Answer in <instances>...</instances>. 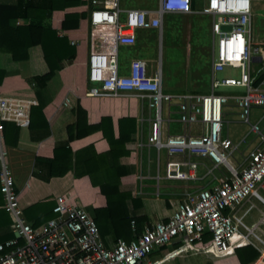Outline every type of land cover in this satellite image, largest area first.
I'll list each match as a JSON object with an SVG mask.
<instances>
[{"label": "built area", "instance_id": "1", "mask_svg": "<svg viewBox=\"0 0 264 264\" xmlns=\"http://www.w3.org/2000/svg\"><path fill=\"white\" fill-rule=\"evenodd\" d=\"M85 19L91 28L111 31V50H92L87 55V88L90 97L102 94L115 96L132 93L145 102L152 113L146 144L176 160L199 158L211 167L205 174L216 184L212 187L183 191L165 221L144 224L142 231L128 242L118 239L105 246L97 227L83 208L56 198L53 217L37 226L25 221L16 206V190L5 153L0 150V195L2 209L9 217L12 238L0 243V264H150L144 261L154 250L171 240H180L191 250L221 256L236 248L233 236L255 237L264 226V212L250 227L241 220L253 209L251 199L264 208V50L250 40L252 9L264 0H203L198 14L211 18V63L209 92L205 94L164 93L160 65L150 68L143 59H132L125 74L120 73L117 50L131 47L138 30H153L161 37L162 21L167 15H191L190 0H157L153 10L122 9L120 0H84ZM256 47V48H254ZM261 56V57H260ZM261 65L255 83L250 65ZM225 67L238 70V78L216 79L214 74ZM222 88H241L243 95H226ZM232 102L237 110L238 124L245 134L232 141L223 134L225 108ZM175 104L176 122L181 132L159 135L162 106ZM34 101L0 96V142L5 123L27 128L29 109ZM260 108L261 116L254 122L251 110ZM252 136L251 144L247 141ZM254 146L246 153L250 145ZM245 152V153H244ZM236 155V157H234ZM171 165L184 167V172L167 173L168 178L196 180L197 164L189 161ZM220 173L217 179L211 173ZM241 227L246 234L238 233ZM132 232L134 229L131 224ZM264 233V232H263ZM247 245L255 247L250 241ZM246 246V245H245ZM210 252V253H209Z\"/></svg>", "mask_w": 264, "mask_h": 264}, {"label": "crops", "instance_id": "2", "mask_svg": "<svg viewBox=\"0 0 264 264\" xmlns=\"http://www.w3.org/2000/svg\"><path fill=\"white\" fill-rule=\"evenodd\" d=\"M146 3L147 0H122L123 6H126L124 9L137 8ZM203 5V0H190V10L192 11L190 22L193 18L199 29L205 23H197L194 16L208 17V34L211 40V18L197 13ZM67 12H84V6L54 11L49 23L58 37H65L68 44L75 48V57L70 64L63 63L62 68L54 72L52 78L42 89L35 91L29 84L30 78L46 71L38 47L29 50L27 60L16 63L11 62L8 55L0 53V71L4 72L0 80V96L34 101L35 106L39 104L47 125L46 131L42 128L33 131H30L28 127L17 128L15 138H13L12 125L7 124L3 130L0 150L5 153V162L12 174L16 190V206L23 215V211L33 204L47 202L54 206L56 198L62 197L68 204L77 205L87 213L93 209L104 208V197L97 188L90 185L86 176L75 178L72 171H69L63 177L44 180L48 161L53 157V149L60 145L67 144L73 155L75 152L88 147H91L95 154H103L108 151V145L99 131L81 139L67 140L66 128L74 125L75 117L72 109L78 104L86 113L87 125H96L101 118H109L114 138L117 137V121L119 119L130 118L134 120V132L130 135L129 141L124 144L127 155L119 159V164L125 168V174L119 179L118 189L137 201L135 204L126 201L128 212L144 216L149 223L165 221L171 213L170 209L181 198L183 191L189 192L193 189L206 188L212 185L211 176L205 174L206 168H209L206 166L208 162L199 158L176 160L168 157L162 149L156 150L148 146L146 139L150 131L149 122L152 113L146 109L145 102L137 100L132 93H119L115 96L102 94L99 97H90L86 94L89 87L86 78L87 55L90 51L97 49L96 44L100 37L111 40V31L108 28L100 27L91 29V33H89L88 28L90 26L85 18L79 20L77 29L61 31L60 23L63 15ZM23 23H25L24 20L11 22L12 25ZM256 44L259 50H264V42ZM100 48L104 49V46H100ZM102 51L107 52V50ZM125 61L127 62L126 65L124 64L121 69L119 66L122 74L126 73L129 63L127 59ZM170 93L179 94L178 92ZM164 106L163 121L159 124L161 138L181 132L180 125L176 122L175 104H171L168 108L166 104ZM238 138L230 140L236 141ZM181 161L197 164L195 181L167 177V173L170 171L172 174L184 172V167L171 165ZM201 169L205 170L202 172ZM0 203V209H2L1 196ZM25 221L32 223L33 219L29 221L25 219ZM258 232L260 233L258 236L264 234L262 229ZM11 238L12 234L9 229L0 227V240L4 239L5 242ZM253 239L256 242L251 241L254 246L260 244L256 237ZM114 242L110 236L103 238L106 247L111 246ZM239 246L244 247L243 244ZM164 248L157 252L156 250L152 251L145 261L150 264H169L174 259L180 262L183 253L191 256L198 252V250L187 248L182 241L175 239L171 240ZM230 252L226 253L227 255L214 256L213 258L219 260L212 264H234L232 260L238 264L234 254H230ZM262 256H264V250Z\"/></svg>", "mask_w": 264, "mask_h": 264}, {"label": "trees", "instance_id": "3", "mask_svg": "<svg viewBox=\"0 0 264 264\" xmlns=\"http://www.w3.org/2000/svg\"><path fill=\"white\" fill-rule=\"evenodd\" d=\"M84 5L83 0H0V53L8 55L10 61L16 63L27 60L31 48L38 47L40 49L46 71L29 79V84L35 91L42 89L52 78L54 72L62 68L63 63L70 64L75 57V48L68 44L65 37H58L56 32L51 29L49 22L52 12ZM85 16L84 12L65 13L60 23V30L77 29L79 20L84 19ZM167 16L166 31L169 35L170 44L173 46L182 45L183 42H180L176 35H171L173 31L178 33V17H176L178 15ZM17 20H24L25 23L11 24V22ZM192 21L193 18H191V29H193ZM143 31L138 30L136 34ZM198 32L197 36L200 40H203V29L200 28ZM192 39L193 33L190 42ZM128 48H118L120 69L126 63V54L130 53ZM257 72L252 74L255 83L260 79V77L256 78L258 76ZM3 75L4 72L1 70L0 80ZM41 111L39 104L30 107L28 123L30 131L41 128L47 130ZM72 113L75 117V123L66 128L67 140L81 139L95 131H99L108 145V151L103 154H95L92 148L88 147L75 152L73 155L67 144L60 145L53 149V157L48 161L44 180L63 177L69 171H72L75 178L86 176L90 185L97 188L105 200L104 208L93 209L88 213L97 227L101 240L103 241L104 237L110 236L113 241L121 239L128 242L134 238V235L142 231L144 224H149L144 216L128 212L126 201L133 204L137 201L131 199L129 194L122 193L118 189L119 179L125 174V168L119 164V159L127 155L124 144L129 141L130 135L134 132V120L130 118L119 119L117 121V137L114 138L109 118H101L96 125H87L86 113L78 104L72 109ZM7 124L12 125L5 123L2 133ZM12 126L13 138H15L17 127ZM52 208V203H36L23 211V217L28 221L33 219L31 225L37 226L53 217ZM8 226L9 218L0 209V227L8 228ZM3 240L1 239L0 242H4ZM239 247L233 251L238 264H252L257 259L258 252L252 246ZM162 249L165 248H159L156 252Z\"/></svg>", "mask_w": 264, "mask_h": 264}, {"label": "rangeland", "instance_id": "4", "mask_svg": "<svg viewBox=\"0 0 264 264\" xmlns=\"http://www.w3.org/2000/svg\"><path fill=\"white\" fill-rule=\"evenodd\" d=\"M156 2L157 0H147V3L145 5L138 6L137 8H132L153 10L154 8H156ZM120 5L122 9L126 8V6H123L122 0H120ZM167 17L168 16H165L162 21V31L160 39H158L159 37L157 36V33L153 30H144L143 32H138L136 34L135 43L133 46L128 48V52L130 53L126 54L125 59H127V61H130L131 59L141 58L148 62L151 69L154 68L156 64H159L162 74L164 93H208L211 79L210 63L212 57L210 53L211 40L208 34L207 26L208 17L199 15L194 16L197 23H205L201 26L204 32V38L203 40H200V38L197 36V32L200 31V28H197L198 24H195V21L193 20V29H191L190 15L176 16L178 17L177 28H179V30L178 33L173 31L171 35H176L179 41L183 42V44L174 46L170 44L169 35L166 31ZM91 29L93 28H88L89 33H91ZM192 33L193 39L190 42ZM250 33L252 44L255 45L256 43L264 42V2L255 3L252 9ZM197 42L199 44H196ZM96 45L97 49L95 50L97 51H109L111 50L112 42L109 38L100 37L97 40ZM100 46H104V49H101ZM250 68L252 71L255 70L257 72L258 70H260L261 65L252 63L250 65ZM238 76V70L228 67H225L221 72H217L214 74V77L216 79L238 78ZM219 92L232 96L243 95L245 93L241 88H222L219 89ZM164 107L165 106L163 105L162 111L164 110ZM225 112L226 115L223 124V134L229 139L234 140L245 133L246 127L236 122L237 110L234 108V105L231 101L228 102L225 108ZM262 113V109L253 108L251 110V120L255 122ZM252 139V136L248 137L247 141L249 142V144H251ZM255 143L256 142H253V144L249 146V148L246 150V153L252 148V146H254ZM234 157H236V155ZM206 166L211 167V164L208 163ZM203 170L205 169H201L202 172ZM213 175L217 179H221L220 173L215 170L213 171ZM215 184L216 182L214 181L210 187L214 186ZM257 192L264 198V191L258 189ZM251 204L254 206L253 209H251L242 220L243 225L247 227H250L254 222H256L260 217V213L264 212V208L262 207V205L256 200L251 199L250 203L246 204L240 210V212L237 213V216L241 215L244 210ZM261 229L264 232V226H262ZM236 231L243 235L246 234V231L239 226L237 227ZM254 234L260 244H256L255 247H253L258 252V257L252 264H264V256H262V252L264 250V234L262 236H258L260 234L259 232H255ZM238 237L241 241L240 244L247 245L248 241L244 237ZM247 239L250 242H255L253 237L249 236L248 234ZM230 254H232V252H230ZM180 258V262H177L178 260L174 259L169 264H212L214 261L219 260L213 258L211 255H204L201 251H198L197 253L195 252V254L191 256H189V254L187 253H183ZM232 261L235 264V261ZM145 262L146 261H144V263Z\"/></svg>", "mask_w": 264, "mask_h": 264}, {"label": "bare ground", "instance_id": "5", "mask_svg": "<svg viewBox=\"0 0 264 264\" xmlns=\"http://www.w3.org/2000/svg\"><path fill=\"white\" fill-rule=\"evenodd\" d=\"M233 239L237 241V242H236V245H237V246L240 245L241 241H240L239 237L233 236ZM230 251H231V248H230L226 253H228V252H230ZM226 253H224V254H226Z\"/></svg>", "mask_w": 264, "mask_h": 264}, {"label": "clouds", "instance_id": "6", "mask_svg": "<svg viewBox=\"0 0 264 264\" xmlns=\"http://www.w3.org/2000/svg\"><path fill=\"white\" fill-rule=\"evenodd\" d=\"M232 254H233V252H232Z\"/></svg>", "mask_w": 264, "mask_h": 264}]
</instances>
